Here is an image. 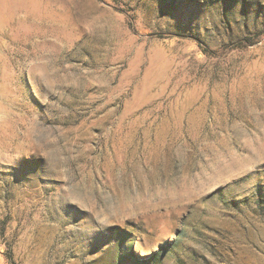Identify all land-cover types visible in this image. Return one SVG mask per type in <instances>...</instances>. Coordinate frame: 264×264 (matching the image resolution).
<instances>
[{
  "label": "rangeland",
  "instance_id": "374dc122",
  "mask_svg": "<svg viewBox=\"0 0 264 264\" xmlns=\"http://www.w3.org/2000/svg\"><path fill=\"white\" fill-rule=\"evenodd\" d=\"M0 264H264V0H0Z\"/></svg>",
  "mask_w": 264,
  "mask_h": 264
},
{
  "label": "bare ground",
  "instance_id": "6f19581e",
  "mask_svg": "<svg viewBox=\"0 0 264 264\" xmlns=\"http://www.w3.org/2000/svg\"><path fill=\"white\" fill-rule=\"evenodd\" d=\"M11 2V1H10Z\"/></svg>",
  "mask_w": 264,
  "mask_h": 264
}]
</instances>
